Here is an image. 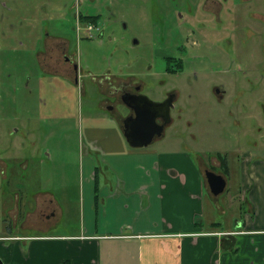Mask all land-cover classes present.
<instances>
[{
  "label": "rangeland",
  "instance_id": "obj_1",
  "mask_svg": "<svg viewBox=\"0 0 264 264\" xmlns=\"http://www.w3.org/2000/svg\"><path fill=\"white\" fill-rule=\"evenodd\" d=\"M157 1L16 0L17 16L25 25L39 18L47 19L44 24L49 32L60 30L79 50L76 61L82 72L77 82L59 73H47L28 37H20L27 50L18 41L10 43L0 37V235L5 232L1 230L3 221L9 218V210L14 207L16 198L12 195L23 189L27 180L33 183L32 190L34 182L40 181L42 191L55 195L63 206V221L51 232H57L54 236L67 237L83 230L81 188L82 181L88 179L90 167L82 119L92 115L103 98L99 87L109 77H100L107 71L143 85L142 93L153 101L177 91L179 99L174 105L172 125L148 148L159 153L167 168L177 167L182 172L191 162L199 165V160L219 167L216 157L228 155L231 166L228 186L219 196L204 193L207 214L220 223L219 229H225L233 226L243 212H248L237 161L240 156H246L245 152L264 161V80L256 73L250 85L235 90L225 68H219L207 78L200 76L193 85L179 71L177 76H167L165 60L160 58L164 48H157L154 56L150 53L155 45H164L152 44L154 16L149 7ZM4 3L11 5L9 0H0V13ZM108 5L113 6L119 21L128 23L129 32L124 37L111 36L116 27L108 23ZM66 8H81L91 16H98L105 30L103 39L96 37L95 42L80 43L77 32L73 31L77 24L76 11L66 12ZM18 47L22 50H17ZM220 80L227 93L223 102L213 92L214 84ZM234 82L246 83L241 76H235ZM117 108L123 115L130 111L123 102ZM181 154L186 158L182 159ZM24 162L29 163L27 170H23ZM99 169L103 176L104 164L96 158V181ZM33 204L29 200L30 209ZM219 206L224 212L218 210ZM198 219L204 223V229L213 228L204 221L205 217L204 222ZM23 232L26 231L14 230V234Z\"/></svg>",
  "mask_w": 264,
  "mask_h": 264
},
{
  "label": "crops",
  "instance_id": "obj_2",
  "mask_svg": "<svg viewBox=\"0 0 264 264\" xmlns=\"http://www.w3.org/2000/svg\"><path fill=\"white\" fill-rule=\"evenodd\" d=\"M102 77L111 78L115 86L132 82L109 71ZM110 80L99 87L103 101L82 119L90 167L81 188L83 230L67 237L54 236L57 232H51L63 221V206L55 195L42 191L40 181L34 182L32 190L33 183L27 180L23 189L13 193L14 207L2 224L5 232L0 238H9L0 239L3 262L264 264V161H253L252 154L245 152L249 160L240 167V188L242 194L251 190L250 201L244 202L252 215L249 218L245 211L233 226L219 229L220 223L207 214L203 197L206 191L213 195L205 177L207 164L191 162L182 172L167 168L156 150L130 146L121 125L125 115L117 108L122 102L112 100L121 92L112 94L107 85ZM111 103L115 104L113 110L107 107ZM92 155L105 167L103 176L99 169L97 181ZM250 163L251 173L247 174ZM22 166L27 170L29 163ZM29 200L34 202L31 209ZM218 210L224 212L221 206ZM198 217L213 228L204 229ZM15 229L26 232L14 234Z\"/></svg>",
  "mask_w": 264,
  "mask_h": 264
},
{
  "label": "flooded vegetation",
  "instance_id": "obj_3",
  "mask_svg": "<svg viewBox=\"0 0 264 264\" xmlns=\"http://www.w3.org/2000/svg\"><path fill=\"white\" fill-rule=\"evenodd\" d=\"M9 1L11 5L4 3L5 8H2L0 13V37L10 43L18 41L23 48L24 42L20 37L22 35L28 37L30 43L33 44L31 48L36 51V56L40 55V61L43 68L48 70L47 73H61L65 76H72L77 81L78 75L82 72V68L76 61L79 50L67 40L60 30L49 32L47 25L44 24L47 19L39 18L40 20L36 19L34 23L30 22L29 25H25L24 21H21L17 16L16 0ZM173 1L176 2L169 4L165 0H158L149 7L154 16L153 20L151 19L154 33L152 44H164L157 45V47L155 45L150 53L154 56L159 48H164L162 51L164 55L158 57L165 60L167 76H177L179 71L182 78L193 85V82L199 81L200 76L207 78L219 68H225L230 75L229 78L232 79L235 90L244 88V85H250L253 81L252 78L256 77V73L264 80V0ZM62 7L63 5H60V8ZM112 7V5L107 6L110 14L108 23L116 27L111 32V36L124 37L129 32V25L125 20H118ZM72 10L76 11L77 20L76 28H73V31L77 32V39L80 43L82 41L95 42L93 38L96 37L98 40L103 39L105 30H103L98 16H91L83 12L81 8L77 10L66 8L65 11ZM68 36L70 37V35ZM21 47H18L17 50H22ZM159 53L161 52L159 51ZM235 76L243 77L246 83L234 82ZM109 86L114 89L112 94L121 92L112 99L114 103L123 102L125 96L144 95L142 93L143 85L134 82L115 86L110 80ZM213 88L217 99L223 102L227 95L223 80L214 84ZM102 99L99 103L103 101ZM178 99L179 93L172 91L162 100L156 101H172L170 122L166 123L163 119H158V123L165 125L164 133L165 129L171 126L174 121L173 110ZM114 103L108 104V109L113 110ZM133 116V112L129 111L123 119L122 126L124 127L127 118ZM164 133L156 139L162 138ZM251 154V160L256 161L254 154ZM224 156L229 163L228 172L223 159L218 156L216 159L219 161V167L210 162L206 171L223 175L228 181L231 176V168L228 155ZM247 160L249 159L240 156L237 161L238 165L242 167ZM251 167L252 163L248 165L247 174L251 173ZM217 168L221 170L218 171ZM243 198L250 201L251 190L245 191ZM247 214L249 218L252 215L249 211Z\"/></svg>",
  "mask_w": 264,
  "mask_h": 264
},
{
  "label": "water",
  "instance_id": "obj_4",
  "mask_svg": "<svg viewBox=\"0 0 264 264\" xmlns=\"http://www.w3.org/2000/svg\"><path fill=\"white\" fill-rule=\"evenodd\" d=\"M123 103L134 114L126 119L123 127L124 136L130 146L148 147L156 137L163 135L165 125L158 123V119L170 122L171 100L156 102L145 95H131L125 96ZM205 176L213 195L218 196L226 190L227 180L223 175L208 170ZM0 264H4L1 258Z\"/></svg>",
  "mask_w": 264,
  "mask_h": 264
},
{
  "label": "trees",
  "instance_id": "obj_5",
  "mask_svg": "<svg viewBox=\"0 0 264 264\" xmlns=\"http://www.w3.org/2000/svg\"><path fill=\"white\" fill-rule=\"evenodd\" d=\"M122 124H123V123H122ZM122 124H121V125H122ZM122 128H123V126H122ZM218 157L221 158V159H223L224 165H225V167H226V171L228 172L229 163H228V161H227V159H226V156L219 154Z\"/></svg>",
  "mask_w": 264,
  "mask_h": 264
},
{
  "label": "built area",
  "instance_id": "obj_6",
  "mask_svg": "<svg viewBox=\"0 0 264 264\" xmlns=\"http://www.w3.org/2000/svg\"><path fill=\"white\" fill-rule=\"evenodd\" d=\"M205 235H208V234H205Z\"/></svg>",
  "mask_w": 264,
  "mask_h": 264
}]
</instances>
